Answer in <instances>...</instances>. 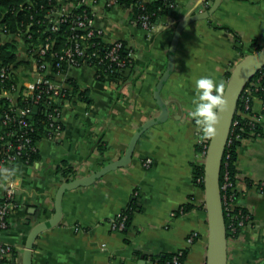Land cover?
<instances>
[{"label":"crops","instance_id":"0c3cea01","mask_svg":"<svg viewBox=\"0 0 264 264\" xmlns=\"http://www.w3.org/2000/svg\"><path fill=\"white\" fill-rule=\"evenodd\" d=\"M174 1L171 14L158 19L150 32L130 26L124 9L100 6L96 26L104 31L105 42L121 40L133 51L132 71L128 78L97 79L90 67L64 69L62 82L69 85L71 80L87 91V100H63L60 138L40 140L38 160L16 165L18 207L2 234L4 242L22 246L29 220L52 217L56 190L65 182L57 173L62 161L73 166L74 179L89 176L121 158L134 133L157 116L154 92L167 66L174 30L179 21L206 11L213 2ZM214 24L229 27L244 44L255 40L263 48L264 0H221L210 19L182 30L173 71L160 92L169 109L167 121L142 134L128 166L64 194L61 221L38 236L32 264H153L152 258L178 251L185 252L183 264H207L204 194L192 181V166L203 162L196 150L200 129L188 113L194 108L198 77L211 75L226 86L225 74L243 54H251L235 51L233 35ZM253 112L261 117L262 135L243 140L238 149L235 200V207L250 212L252 221L227 242V264H264V107L257 99ZM147 159L150 168L143 166ZM189 204L194 208L184 211ZM131 207L135 210L128 228L112 231L109 222ZM194 232L197 237L188 243Z\"/></svg>","mask_w":264,"mask_h":264},{"label":"built area","instance_id":"2783aa9c","mask_svg":"<svg viewBox=\"0 0 264 264\" xmlns=\"http://www.w3.org/2000/svg\"><path fill=\"white\" fill-rule=\"evenodd\" d=\"M120 2L121 0H20L0 12V42L14 44L17 47L18 61L22 62L17 69L14 66L0 68V100L8 103L7 109L0 110V166L16 169L18 163L30 165L31 158L39 153L40 141L34 140L33 126L29 119L33 118L34 107L45 116L44 139L55 141L62 135L61 103L67 97L68 89H71L61 80L65 68L90 67L95 70L97 79H107L132 65L133 51L124 42H105L104 31L96 26L99 8L124 9L128 15V24L146 32L155 27L154 13L146 9L147 0H133L127 7H123ZM16 15L19 18L12 23L10 20ZM55 46L59 49L54 50ZM261 70L264 71V68ZM251 85L255 90L258 89V83ZM243 89L242 99L247 107L252 89ZM260 120L258 114L252 119L258 123ZM235 125L233 120L227 145L231 143L230 136ZM209 138L201 130L196 133V146L203 161ZM151 164L150 159L143 162L145 168H150ZM12 180L15 181V176ZM200 181L197 180L198 183ZM232 189L233 184L225 171L220 191L224 215L226 211L230 217L228 241L234 240L237 229L247 226L251 218L250 212L233 214L235 197ZM16 196V183L0 181V264H7L17 249L2 239V234L8 229L10 215L18 207ZM182 211L181 209L180 212ZM175 215L171 214L173 217ZM127 220L126 212H119L109 222L110 229L124 231ZM196 237L197 233H192L187 242L192 243ZM182 257L183 251L175 252L170 264H183Z\"/></svg>","mask_w":264,"mask_h":264},{"label":"water","instance_id":"95a60500","mask_svg":"<svg viewBox=\"0 0 264 264\" xmlns=\"http://www.w3.org/2000/svg\"><path fill=\"white\" fill-rule=\"evenodd\" d=\"M220 3L221 0H213L211 6L206 11L198 12L197 14L186 17L178 22L171 39L166 69L158 81L154 92V99L156 100V104L159 108L157 116L144 122L134 133L129 141L124 155L121 158L103 166L89 176L74 179L69 182H63L57 188L54 197L52 217L39 223H37L38 218L31 219L27 222L26 226H30V229L26 234L24 233V244L22 246L20 245L15 250L10 259V264H32V252L38 236L48 229L56 227L61 221L62 199L67 191L82 187H89L106 174L128 166L131 163L135 146L142 134L150 127L167 121L169 117V109L167 104L162 101L160 92L163 84L167 81L173 71L174 54L180 34L182 30L191 23L210 19L219 8ZM168 14H171L170 9ZM262 68H264V47L260 51L245 56L232 69L224 90V94L227 98V104L225 108L218 110L219 118L216 125L217 131L214 136H210L209 138L206 156L203 161L204 208L207 214L208 223L207 264H227L228 239L220 191L222 159L241 92L247 81ZM131 71L132 65L119 71L118 76L121 78H128ZM33 111H37V108L34 107ZM29 119H32V117H29Z\"/></svg>","mask_w":264,"mask_h":264},{"label":"trees","instance_id":"16d2710c","mask_svg":"<svg viewBox=\"0 0 264 264\" xmlns=\"http://www.w3.org/2000/svg\"><path fill=\"white\" fill-rule=\"evenodd\" d=\"M20 0H0V12H4L6 8H8L9 5L11 4H16ZM133 0H121V4L123 7L129 6ZM170 5H173L170 7ZM175 8V1L174 0H155V1H149L147 0L146 4V9L154 13V18L153 22H155L160 19L161 17H164L167 15L169 9L173 11ZM19 18V15L13 16L12 19L10 20L12 23L14 20H17ZM213 27L217 30H223L225 32H228L233 35L234 40H235V51L238 53H242L243 49L250 50L251 53L260 51L262 49L261 46L258 45L257 41L252 40L248 44H244L239 37V35L231 30L227 26L223 25H216L214 24ZM125 44V42H124ZM126 45V44H125ZM59 47L55 46L54 50H58ZM124 55V52L123 54ZM245 56V54L242 55V57ZM22 64V62L18 61L17 57V47L14 44L11 43H1L0 42V68L3 66H14L15 69L19 67V65ZM231 72H227L225 74L226 79L230 77ZM110 78H117L119 79L120 77L118 75H113ZM15 81H18V78L14 79ZM67 83L69 86H71V89H68L67 92V99L71 98H79L82 101L87 100V91H81L78 89L76 84L72 82L71 80H68ZM252 83H258V89L255 90V88L251 85ZM250 87L252 89V93L249 99V103L247 104L245 100L242 99L243 94H244V89L241 92V96L238 101L237 105V110L234 116V123L236 125L233 127L234 131L233 134L230 136L231 143L228 144L225 148V152L223 155L222 159V165H221V172H220V185L222 184L223 181V174L226 171L228 173V176L230 178V182L233 184V189L231 192L234 193V197L236 200L237 197V192H236V182H237V156H238V149L242 144V141L245 139H255L257 137H260L262 135V130H261V125L258 122H253L252 119L257 117V114L253 112V101L254 99L259 100L263 105H264V71L259 70L256 74H254L245 84L244 88ZM7 109L8 108V103L4 100H0V110L1 109ZM1 115V114H0ZM33 126V133L32 136L34 140H42L44 139L46 135L45 131V116L44 114H41L40 111H35L33 114V118L31 119L30 122ZM196 150L199 151L198 146H196ZM99 151L102 153L105 151L104 147H99ZM39 154L34 155L31 158V163L33 164L38 160ZM57 173L61 175L62 179L65 182H69L74 179L75 176V169L73 168L72 165L68 164L66 161H62L61 164L58 165L57 168ZM192 174H193V183L196 187L201 189L203 191V174H204V166L203 164L195 163L192 166ZM200 179L201 181L198 183L197 180ZM264 191V188L262 189ZM194 208L193 205H186L184 206V211H190ZM134 207H131L130 209H127L125 212L128 215V220L126 224V228L131 223L132 215L134 212ZM233 214L236 215L238 212H243L248 213V211L244 208L241 207H235V201L233 202V208H232ZM225 226H226V232H227V238L229 237V232H228V224L230 221V217L227 216L226 211H225ZM252 221V218H250L249 223ZM241 228H238L235 237L238 236ZM184 254L183 252V257L181 261H184ZM173 255H167L164 257H156L152 258V263L153 264H170L172 260Z\"/></svg>","mask_w":264,"mask_h":264},{"label":"clouds","instance_id":"9594fccd","mask_svg":"<svg viewBox=\"0 0 264 264\" xmlns=\"http://www.w3.org/2000/svg\"><path fill=\"white\" fill-rule=\"evenodd\" d=\"M225 85L217 82L213 76L204 75L195 80L194 108L188 113L194 119L205 137L214 136L217 131V122L220 109L225 108L227 98L224 94ZM16 169L0 166V180L15 183L12 178Z\"/></svg>","mask_w":264,"mask_h":264},{"label":"rangeland","instance_id":"374dc122","mask_svg":"<svg viewBox=\"0 0 264 264\" xmlns=\"http://www.w3.org/2000/svg\"><path fill=\"white\" fill-rule=\"evenodd\" d=\"M243 57H245V56H243Z\"/></svg>","mask_w":264,"mask_h":264}]
</instances>
